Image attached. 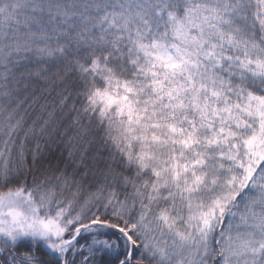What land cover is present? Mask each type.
Instances as JSON below:
<instances>
[{"label":"snow or ice","instance_id":"6c2138e0","mask_svg":"<svg viewBox=\"0 0 264 264\" xmlns=\"http://www.w3.org/2000/svg\"><path fill=\"white\" fill-rule=\"evenodd\" d=\"M0 264H264V0H0Z\"/></svg>","mask_w":264,"mask_h":264}]
</instances>
